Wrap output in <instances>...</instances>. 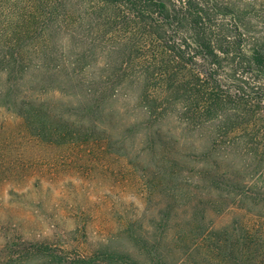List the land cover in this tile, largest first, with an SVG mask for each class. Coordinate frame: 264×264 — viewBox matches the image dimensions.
Returning a JSON list of instances; mask_svg holds the SVG:
<instances>
[{
    "label": "rangeland",
    "instance_id": "374dc122",
    "mask_svg": "<svg viewBox=\"0 0 264 264\" xmlns=\"http://www.w3.org/2000/svg\"><path fill=\"white\" fill-rule=\"evenodd\" d=\"M96 90L37 71L9 85L0 73V264L109 252L145 264H236L252 253L264 264L242 241L243 225L262 231L264 208L236 209L215 190L179 121L149 125L131 99Z\"/></svg>",
    "mask_w": 264,
    "mask_h": 264
},
{
    "label": "trees",
    "instance_id": "16d2710c",
    "mask_svg": "<svg viewBox=\"0 0 264 264\" xmlns=\"http://www.w3.org/2000/svg\"><path fill=\"white\" fill-rule=\"evenodd\" d=\"M29 71L131 99L149 125L176 119L215 190L236 209L264 208V0H0V73L11 85ZM249 225L241 240L261 253L264 226ZM213 233L216 244L231 234ZM101 256L67 264H145Z\"/></svg>",
    "mask_w": 264,
    "mask_h": 264
}]
</instances>
